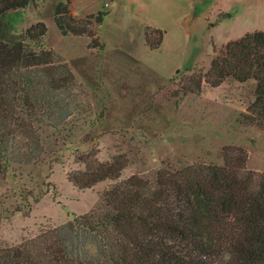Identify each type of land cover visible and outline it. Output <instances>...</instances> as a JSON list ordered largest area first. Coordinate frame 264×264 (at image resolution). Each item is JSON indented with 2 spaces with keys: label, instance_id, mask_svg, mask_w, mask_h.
Returning <instances> with one entry per match:
<instances>
[{
  "label": "rangeland",
  "instance_id": "obj_1",
  "mask_svg": "<svg viewBox=\"0 0 264 264\" xmlns=\"http://www.w3.org/2000/svg\"><path fill=\"white\" fill-rule=\"evenodd\" d=\"M60 1L31 0L16 16V39L36 24L45 27L42 37L23 45L36 54L50 52V67L64 64L74 85L59 95L71 101L70 117L58 130L38 131L36 162L13 164L0 179V248L98 204L113 182L78 190L67 180L82 171L77 159L85 155L101 164L118 158L123 168L117 181H123L176 161L220 166L221 149L238 147L246 154L244 170L264 174V131L238 123L254 83L227 79L212 88L201 80L199 93L190 91L227 42L264 32V0H69L82 36H61L54 26ZM23 143L27 139L15 134L13 149ZM25 204L26 215L13 212Z\"/></svg>",
  "mask_w": 264,
  "mask_h": 264
},
{
  "label": "trees",
  "instance_id": "obj_2",
  "mask_svg": "<svg viewBox=\"0 0 264 264\" xmlns=\"http://www.w3.org/2000/svg\"><path fill=\"white\" fill-rule=\"evenodd\" d=\"M30 1L0 0V179L13 164L36 162L38 131L58 130L71 114V101L59 99L74 85L68 68H51L50 52L36 54L23 45L42 37L45 27L28 28L25 39L14 35L17 13ZM68 4L55 5L54 26L61 36L85 35ZM105 15L96 14L95 22ZM227 79L254 83L253 100L238 123L264 131V32L227 42L190 91L199 93L201 80L215 88ZM15 134L28 144L14 150ZM93 157L77 159L83 169L67 180L78 190L113 182L98 204L59 227L1 247L0 264H264V174L244 170L243 149L222 148L220 166L176 161L123 181H117L123 168L118 158L101 164ZM29 208L13 212L26 215Z\"/></svg>",
  "mask_w": 264,
  "mask_h": 264
},
{
  "label": "water",
  "instance_id": "obj_3",
  "mask_svg": "<svg viewBox=\"0 0 264 264\" xmlns=\"http://www.w3.org/2000/svg\"><path fill=\"white\" fill-rule=\"evenodd\" d=\"M99 116H100V114H99Z\"/></svg>",
  "mask_w": 264,
  "mask_h": 264
}]
</instances>
